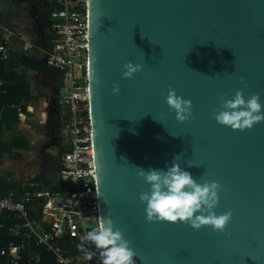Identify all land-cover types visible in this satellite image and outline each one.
I'll return each instance as SVG.
<instances>
[{"label": "water", "instance_id": "1", "mask_svg": "<svg viewBox=\"0 0 264 264\" xmlns=\"http://www.w3.org/2000/svg\"><path fill=\"white\" fill-rule=\"evenodd\" d=\"M88 1L108 263L264 264V0Z\"/></svg>", "mask_w": 264, "mask_h": 264}, {"label": "built area", "instance_id": "2", "mask_svg": "<svg viewBox=\"0 0 264 264\" xmlns=\"http://www.w3.org/2000/svg\"><path fill=\"white\" fill-rule=\"evenodd\" d=\"M56 2L51 13L53 22L47 31L53 43L46 62L63 75L58 105L64 110L63 130L68 144L60 165L68 184L59 193L11 191L0 196V214L8 212L16 216L19 224L11 232L20 237L19 242L1 249L0 263L7 259L11 264H18L35 239L38 246L53 253L56 264H109L90 103L89 1ZM32 48L27 43L26 50ZM7 51L5 45L0 46L5 58L9 56ZM4 86L0 79V91ZM38 201H43L42 221L35 224L30 218L29 206ZM73 250H80V254L73 255ZM30 260L39 263L41 256H31Z\"/></svg>", "mask_w": 264, "mask_h": 264}, {"label": "rangeland", "instance_id": "3", "mask_svg": "<svg viewBox=\"0 0 264 264\" xmlns=\"http://www.w3.org/2000/svg\"><path fill=\"white\" fill-rule=\"evenodd\" d=\"M2 6L0 5V11L2 12V18L0 19V45L1 43H6L8 46L7 54L9 52L13 53H21L25 52L27 54H35L38 52V58L46 59L47 53L44 51V48L39 45H43L44 34L43 30L46 28L49 29V26L52 24L51 15L48 14L46 9L44 8L42 0H35L28 3H20L15 4L13 0H1ZM44 10V11H43ZM46 25V26H45ZM9 29L12 32V35L8 37L9 31L5 28ZM46 27V28H45ZM47 29V31H48ZM27 43H31L34 48L31 50H26ZM10 55V54H9ZM24 71V70H21ZM28 72V71H26ZM35 74H32V76ZM36 76V75H35ZM34 77V76H33ZM41 77V76H40ZM54 91V92H52ZM35 96L37 98L44 97V106L47 109L50 108L49 116L40 117L31 116V119L27 120L25 123H18L16 129L13 133H7L5 138L8 143H11L13 139L18 136L25 135L30 141L33 142V149H31L30 153H42L43 147L48 145H55L58 142L62 141L63 138L67 144L68 137L65 135L64 131L61 130V124L63 128V122L56 120L55 106L57 103L55 101L58 100L60 94V88L53 90V86L46 89L45 94H40L34 91ZM59 107V106H58ZM40 106L36 104V111L39 112ZM60 119H62V115L64 114V110L59 107ZM37 124V128H35V124ZM26 133V134H24ZM63 135V136H62ZM63 137V138H62ZM65 144V145H66ZM63 143H58L57 147H52L53 150L49 149L47 153L44 155L45 158L52 157L50 160L52 165H56L57 161L54 159L57 156L58 151L61 150L59 148L63 147ZM24 153L26 156V152ZM15 154V153H14ZM20 158V157H19ZM12 155H6L0 159V162L5 161L3 166L6 168V174L10 176H15L16 172ZM1 166V163H0ZM20 174V178L18 182H22L24 185L28 186L29 190L33 192L38 191H53V188L49 187L50 183H54L58 187L67 186L68 179L62 176V172L58 169H54V174L52 170L47 171V173L42 174V172H37L34 165L32 163L25 164L20 167L18 171ZM5 174V172H4Z\"/></svg>", "mask_w": 264, "mask_h": 264}, {"label": "trees", "instance_id": "4", "mask_svg": "<svg viewBox=\"0 0 264 264\" xmlns=\"http://www.w3.org/2000/svg\"><path fill=\"white\" fill-rule=\"evenodd\" d=\"M15 4L28 3L35 0H13ZM43 1V0H42ZM56 0H47L48 13L51 15L53 8L56 6ZM2 14L0 13V19ZM52 25V24H51ZM50 25V26H51ZM49 26V27H50ZM47 29L43 38V48L46 53L52 49L53 37L48 36ZM1 46V45H0ZM24 70V71H21ZM31 70L38 72L43 76H53L60 81L59 88L63 87V75L56 69L48 66L46 59H40L36 56L21 53H11L7 58L0 52V79L5 83L3 91H0V158L6 155H12L16 150L30 151V140L25 136L16 137L11 144H8L5 135L13 133L16 124L23 115L29 117L28 103L34 100L32 78L26 71ZM50 87L46 85V88ZM58 101V100H57ZM21 110V111H19ZM61 122L63 118L60 119ZM67 152V147H64L58 155V169L62 172L61 159ZM11 191L17 193H24L31 191L25 187L23 183L14 182L5 178L0 170V196L3 197ZM42 204L43 201L34 202L29 206V213L31 220L38 224L42 221ZM19 224V220L12 213L0 214V251L1 249L9 246L12 242H19L20 237L11 232V229ZM70 243H76L71 241ZM81 248V245L79 246ZM73 255H79L80 250H73ZM31 256H41L39 263L31 262ZM0 264H11L7 259L2 260ZM18 264H56L53 253L47 251L43 246H38L37 240H32L30 245L22 254V260Z\"/></svg>", "mask_w": 264, "mask_h": 264}, {"label": "crops", "instance_id": "5", "mask_svg": "<svg viewBox=\"0 0 264 264\" xmlns=\"http://www.w3.org/2000/svg\"><path fill=\"white\" fill-rule=\"evenodd\" d=\"M0 5L2 6V2H1V0H0ZM42 5H44V8L46 9L45 11H47L48 12V9H47V0H43V4ZM44 11V10H43ZM0 13L2 14V12L0 11ZM49 14V13H48ZM3 15V14H2ZM3 17V16H2ZM46 26V25H45ZM5 28V27H4ZM46 28V27H45ZM7 31H9V33H8V37H9V34H12V32L9 30V29H7V28H5ZM42 33L45 35V30H43L42 31ZM1 44H3V45H5L6 46V48H8V46L6 45V43H1ZM31 44V43H30ZM40 47H42L43 48V45L41 44V45H39ZM38 52H40L38 49H37V53H33V54H30V55H33V56H36V57H38ZM11 53H12V51L11 52H9V54L11 55ZM9 55V56H10ZM27 74L32 78V84H33V95H34V100H32L30 103H28V110H29V113H30V115H29V117H27V116H25V115H23L21 112H19L20 114H21V118L19 119V121L17 122V124L18 123H25V122H27V120H29V119H31V116L33 117H35V116H39L40 115V117H43V116H45V117H47V116H49V114H50V108L49 109H47V107L46 106H44L42 103H44V97H41V98H37V96H35V93H34V86H35V81H33V76L34 77H39V78H47V79H50V77H52V76H49V75H45V76H43L42 74H40V73H38V72H34V71H31V70H28V72H27ZM32 74H35V75H33L32 76ZM41 76V77H40ZM51 80V79H50ZM58 79H56V86H57V88H59V86H60V81L58 82L57 81ZM48 85V84H47ZM49 88V87H48ZM48 88H46L47 90H48ZM46 92V91H45ZM37 93H40L41 95L42 94H45L44 92L43 93H41V92H37ZM55 103H57L56 104V106H55V116H56V120H59L60 121V113H59V105H58V101H55ZM36 104H38V106H40V108H39V112H37L36 111ZM1 113V112H0ZM51 115V114H50ZM1 118V117H0ZM39 118V117H38ZM17 124H16V126H17ZM35 124V123H34ZM60 124H61V121H60ZM35 128H37V124H35ZM16 129V128H15ZM38 130H39V128H37ZM61 130L62 131H64L63 130V128H62V124H61ZM24 134H26V133H24ZM22 136H25V135H22ZM63 136V135H62ZM63 138V137H62ZM6 139V138H5ZM28 139V138H27ZM14 140V139H13ZM63 140H64V138H63ZM60 141V142H58V143H63L64 145H63V147H61V148H59L60 150H63V148L64 147H67V144H68V140H67V144H66V142L65 141ZM6 141H7V139H6ZM13 142V141H12ZM11 142V143H12ZM7 143H8V141H7ZM11 143H8V144H11ZM57 143V144H58ZM30 144H31V149H33V142L32 141H30ZM57 144H55V145H48V146H46V147H43V149H42V153H30V151H31V149H30V151H28V152H26V151H20V150H16L13 154H12V161H13V166H14V168H16L15 169V172H16V174H15V176L13 177V176H11V178H10V176L9 175H7L6 174V171H5V167L3 166V164L5 163V161H3V162H0L1 163V166H0V170H1V174L5 177V178H7V179H9V180H11V181H14V182H18V181H20L19 180V178H20V174L18 173V171L20 170V167L21 166H23V165H25V164H29V163H32V165H34V167H35V169H36V171L39 173V172H42V174H45V173H47V171H49V170H52L53 171V173H51L52 175L54 174V169L55 168H58L59 167V165H58V162H57V164L56 165H52L51 163H50V160L51 159H53L52 157H48V159L47 158H45V154L47 153V151L49 150V149H51V150H53V148L52 147H55L56 146V148H58L57 147ZM66 144V145H65ZM20 152H26V153H28V154H26V156H24V153L22 154V153H20ZM59 151H58V153H57V156L54 158V159H56V161H57V159H58V155H59ZM11 156V155H10ZM20 157V158H19ZM0 159H2V158H0ZM4 172H5V174H4ZM20 183H22V182H20ZM25 187H27L28 188V186H26V185H24ZM49 187H51V188H53V191H45V192H49V193H59L60 191H62V189H63V186L61 185V187H58L57 185H54V183H50V186ZM25 192H30L31 194H36V193H38V192H43V191H38V192H33V191H25ZM45 192H43V193H45ZM39 202V201H38ZM33 205V204H32Z\"/></svg>", "mask_w": 264, "mask_h": 264}, {"label": "flooded vegetation", "instance_id": "6", "mask_svg": "<svg viewBox=\"0 0 264 264\" xmlns=\"http://www.w3.org/2000/svg\"><path fill=\"white\" fill-rule=\"evenodd\" d=\"M50 81H49V83H48V85L50 86V87H52L53 86V90H56L57 89V86H56V79L52 76V77H50ZM52 92H54V91H52Z\"/></svg>", "mask_w": 264, "mask_h": 264}]
</instances>
